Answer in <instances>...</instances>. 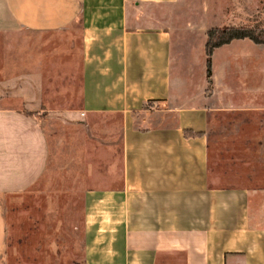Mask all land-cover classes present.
<instances>
[{"label": "crops", "instance_id": "0c3cea01", "mask_svg": "<svg viewBox=\"0 0 264 264\" xmlns=\"http://www.w3.org/2000/svg\"><path fill=\"white\" fill-rule=\"evenodd\" d=\"M170 1L0 0V196L21 194L50 180L54 171L60 177L52 184L63 181V155L74 152L79 141L49 135L38 113L66 112L73 119V139L93 116H118L116 181L97 186L94 172L86 179L83 263L264 264V187L227 182L259 170L231 163L212 173L209 166L212 112L259 116L264 133V104L248 98L257 90L226 86L215 106L149 111L171 96V35L160 26L139 24L136 8ZM74 40L79 101L65 109L63 91L49 89V78L63 79L64 49ZM238 40L234 44L252 47L247 55L232 57L230 71V59L223 60V79L235 64L241 68V59L255 68L261 57L253 49L257 45ZM138 114L145 116L137 119ZM232 127L237 131L223 142L247 144L250 138L236 133L245 134L249 121L240 130ZM228 153L234 160V149ZM6 231L0 207V256Z\"/></svg>", "mask_w": 264, "mask_h": 264}, {"label": "rangeland", "instance_id": "374dc122", "mask_svg": "<svg viewBox=\"0 0 264 264\" xmlns=\"http://www.w3.org/2000/svg\"><path fill=\"white\" fill-rule=\"evenodd\" d=\"M136 14L139 24L160 26L171 35V96L164 104L152 105L150 112L178 105L215 106L221 101L223 87L226 86L234 90L238 87L255 89L257 91L253 97L248 98H255L260 106L264 104V46H254L249 40H244L250 42L255 47V54L261 57L255 60V68L248 59H241V68L236 69L235 64L231 75L225 79L223 60L230 59V71L232 57L247 55L252 46L234 44L242 42L235 40L232 45L216 48L211 56L209 77L206 75L204 51L206 32L210 28L226 25L264 27V0H173L145 3L137 6ZM56 41L58 39L53 40L52 47L49 46V53L55 51L53 46ZM53 54H49V57ZM63 57V79L56 81V78H49V89L63 91V107L68 109L76 107L79 101L77 41L74 40L73 45L64 49ZM52 67L54 65H50ZM49 99L55 103L56 97L49 96ZM144 116L138 114L137 119ZM38 118L41 125L51 132L49 135L63 137L65 143L78 139L79 144L75 142L74 152L69 147L70 152L63 155L64 176L60 184H52L56 177H60V171H54L50 180L40 181L21 194L0 196V207L7 226L0 257L3 264H84L83 192L87 186L86 179L94 172L91 178L96 179L97 186L116 181L121 153L120 119L113 115L93 116L87 127L82 125L79 136L73 139V134L70 135L73 119L66 112H42L38 113ZM243 119L245 123L249 121L251 127L245 134L244 129L236 134L240 133L244 139L250 138L248 143L223 142L226 135L237 131L233 125H239V130L240 125H245ZM257 120L259 116L233 114L231 111L221 115L212 112L210 116L211 171L231 167V163H235L234 168L239 170H259L258 175L249 178L228 180L231 184L264 187V133L258 127L260 121ZM259 138L262 142L257 144L256 139ZM230 149L236 152L234 160H231L232 154L228 153ZM57 159L59 163V157Z\"/></svg>", "mask_w": 264, "mask_h": 264}, {"label": "trees", "instance_id": "16d2710c", "mask_svg": "<svg viewBox=\"0 0 264 264\" xmlns=\"http://www.w3.org/2000/svg\"><path fill=\"white\" fill-rule=\"evenodd\" d=\"M247 39L255 45L264 44V27L245 25H226L207 30L204 51L206 56V75H211V56L213 51L233 40Z\"/></svg>", "mask_w": 264, "mask_h": 264}]
</instances>
